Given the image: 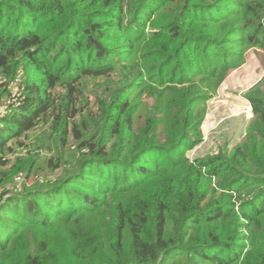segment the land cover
I'll list each match as a JSON object with an SVG mask.
<instances>
[{"label": "trees", "instance_id": "16d2710c", "mask_svg": "<svg viewBox=\"0 0 264 264\" xmlns=\"http://www.w3.org/2000/svg\"><path fill=\"white\" fill-rule=\"evenodd\" d=\"M252 48L264 0H0V264H264V75L185 155Z\"/></svg>", "mask_w": 264, "mask_h": 264}, {"label": "rangeland", "instance_id": "374dc122", "mask_svg": "<svg viewBox=\"0 0 264 264\" xmlns=\"http://www.w3.org/2000/svg\"><path fill=\"white\" fill-rule=\"evenodd\" d=\"M245 74H248L246 78L244 77ZM263 75L264 52L252 48L245 54L244 64L225 76L217 89L216 96L207 103L205 118L201 125L202 139L193 149L185 153L189 160L194 161L208 155L230 151L241 141L248 122L252 117L251 111L248 110V113H245L241 106L250 107L243 94L258 82ZM0 104L3 105L2 103ZM50 144L52 146L54 141L50 140ZM65 147L63 151L64 157L67 156V152L70 156L74 152L75 147L70 146L69 150H66ZM22 153H24V150L18 155ZM57 154L58 152L54 146L52 150L53 158H56ZM45 156L48 159V155ZM51 177H57V172ZM32 180L30 178L29 181H26L23 176H19L15 181V185L17 188H20L22 183H26L29 186ZM49 239L52 242L56 240L63 242L64 235L53 234L49 236Z\"/></svg>", "mask_w": 264, "mask_h": 264}, {"label": "crops", "instance_id": "0c3cea01", "mask_svg": "<svg viewBox=\"0 0 264 264\" xmlns=\"http://www.w3.org/2000/svg\"><path fill=\"white\" fill-rule=\"evenodd\" d=\"M247 76H248V74H245L244 77L246 78ZM241 106H242V108L245 110V113H248V110L251 111V108H250V107H247V108H246V107H244L243 105H241ZM246 110H247V111H246ZM236 111H237V110H236ZM245 113H244V114H245Z\"/></svg>", "mask_w": 264, "mask_h": 264}, {"label": "built area", "instance_id": "2783aa9c", "mask_svg": "<svg viewBox=\"0 0 264 264\" xmlns=\"http://www.w3.org/2000/svg\"><path fill=\"white\" fill-rule=\"evenodd\" d=\"M1 106V105H0ZM2 112H3V108H2V106L0 107V114H2Z\"/></svg>", "mask_w": 264, "mask_h": 264}]
</instances>
